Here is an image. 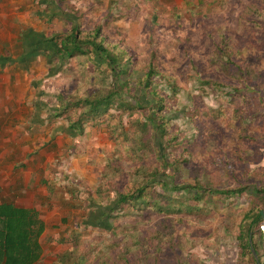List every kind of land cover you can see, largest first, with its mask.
<instances>
[{
	"label": "rangeland",
	"instance_id": "1",
	"mask_svg": "<svg viewBox=\"0 0 264 264\" xmlns=\"http://www.w3.org/2000/svg\"><path fill=\"white\" fill-rule=\"evenodd\" d=\"M102 2L82 10L64 0L55 3L72 13L73 23L78 25L73 29L79 28L82 37L100 28L112 52L119 59H128L132 70L129 85L142 76L150 62L155 66L153 87L164 98L166 108L161 114L169 145L163 151L147 127L142 135L144 144L138 146L136 124L149 117L145 109L132 114L111 110L99 123L87 127L81 138L74 137L76 143L73 139L65 142V137L58 135L63 138L53 147H43L39 177L47 173L50 188L41 186L43 191L34 188L32 193L47 199L46 212L52 214L45 225V212H37L47 231L37 239L40 254L36 264H55L64 252L70 255L69 264L77 260L79 264H238V240L244 230L241 218L254 197L251 190L264 189V37L259 34L253 41L251 27L245 24L246 10L259 2L107 0L105 7ZM36 3L25 0L31 6ZM37 23L29 20L34 29L42 27L48 34L72 30L62 21ZM224 42L237 51L230 61L243 70L244 77L231 79L220 64L211 65L217 64L214 53ZM0 44L9 45L0 49L2 54L17 52L14 41ZM64 59L51 62L57 68L54 76V71L49 75L50 67L43 59L31 64L27 73L8 72L7 96L2 97L1 105L8 107L9 120L18 122L35 116L36 110L37 120L46 126L37 132V139L50 130V124L60 128L67 124L65 116L80 113L70 109L54 118L68 103L88 98L102 87H113V76L95 68L90 58ZM229 69L235 72L231 66ZM205 81L217 87L202 85ZM133 93L137 96L136 90ZM27 105H32L33 111L27 110ZM221 113V123L209 128L208 118ZM245 116L248 123L234 125L238 117ZM10 127L0 129V137L6 138L7 131H24L17 125ZM20 152L27 155V149ZM260 156L256 164L246 163ZM143 173L156 176L157 184H146ZM168 182L244 193L225 196L213 192L203 195L198 203L187 201L198 208L191 213L177 202L195 193L175 194L162 186ZM143 184L147 185L145 199L167 192L175 196L169 209L177 211L157 215L144 207L116 208L118 195L131 194ZM14 199L0 189V202ZM26 199H31V194ZM260 247L264 260V237Z\"/></svg>",
	"mask_w": 264,
	"mask_h": 264
},
{
	"label": "trees",
	"instance_id": "2",
	"mask_svg": "<svg viewBox=\"0 0 264 264\" xmlns=\"http://www.w3.org/2000/svg\"><path fill=\"white\" fill-rule=\"evenodd\" d=\"M257 1L259 2L258 5L252 4L245 12V16L247 17L245 24H247L248 28L251 27L249 29L252 31L251 39L253 41L255 38L259 37V34L261 38L264 37V0ZM78 29L79 28L73 29L68 34L62 36L54 35L47 38L45 37L44 45H47L45 47H49L48 49H50V44L53 46L58 45L59 47L57 49L52 50L53 53L58 56L61 55L62 58L66 59H74L77 57L90 58V63L93 64L95 68L99 70L101 68L102 72L108 71V73L113 76V87H102L100 92H96L88 98L68 103L66 107L58 110L54 118H61V116L67 114L70 109L81 110L78 115L65 116L67 121L66 132H69L71 137H80L87 127H93L95 124L99 123L101 118L108 115L111 110L129 112L132 114L135 112L141 113V110L148 109L150 115L141 125L136 124L135 120L132 121V123L137 125L136 132L139 137L137 140L138 146L140 147L141 144H144L145 136L142 137V135L144 130L149 127L152 131V135L161 143V148L165 151L169 142L166 140L167 131L165 118L161 113L166 107L164 98L159 96L158 90L153 87L154 82L152 78L157 75L155 66L150 62L147 69L143 71L142 76L137 78L134 84H130L132 86L130 87L127 78L130 77L132 70L128 59H119V57L112 52V46L105 43L100 35V28L87 32L84 37H82V33ZM33 51H35V49H33ZM236 55L237 51L232 48L230 43L224 42L223 48L221 49L219 47L214 53L217 64L211 63V65L217 67L220 64L221 70L231 79L236 75L244 77L245 75L242 73L243 70H241L236 63L230 61V59ZM223 57L224 60L222 59ZM229 66L234 68L235 72L230 70ZM122 78L123 81L120 80ZM202 85L217 87L213 83L210 84L207 81L202 83ZM243 86L245 89L248 87L244 84ZM135 90L137 91V96L133 93ZM173 91L175 90L172 87L171 92ZM223 95H225V93ZM226 95L228 96L227 93ZM221 115L222 113L218 116L208 118L206 122L209 123V128L212 127V123H221L223 117H221ZM223 115L226 117L228 116L226 111ZM247 120L246 116L243 118L238 117L235 120L237 122L233 123L234 125H240L248 123ZM138 151L140 150L138 149ZM155 153L157 154L158 152L156 151ZM259 158H261V156L256 159L247 160L246 163L256 164ZM143 175H145L144 182L146 184H152L153 186L155 183L157 184L156 176L149 175L150 177H147L146 175H148V173H143ZM162 186L168 187L169 190H172L175 194L183 191L190 192V190H192L196 196L183 199L182 202H177L182 208L187 206V212L191 210V213L198 212V208L186 203L187 201L198 203L203 195L213 192L217 195L225 196H237L244 193V191L242 192L239 190L207 191L202 190L204 188L192 187L190 184L186 186H175L172 182H168L165 185L162 184ZM146 187L147 185L143 184L131 194L118 195L115 202L116 208L119 210L121 207L127 205L132 209L144 207L151 209V211H154L157 215H164L169 212L177 211L169 209L170 203H173L175 196H170L167 192H162V194H157V196L154 195L150 199H145L148 196L145 192ZM251 193L254 194V197L251 198L248 210L241 218L243 220L242 224L244 225V230L241 238L238 240V264H254L247 251L246 238L252 229L256 232L257 226L261 223L259 222L260 220L257 217V213L264 210V189L253 188ZM164 202L166 204H162ZM262 222H264V220ZM43 232L44 225L37 218L36 213L27 209H15L10 205L0 204V264H36L40 254V245L37 239ZM263 234L256 232L255 235L250 238V246L256 260H258V264H264L263 257L259 255V251L262 249L260 244L264 237ZM69 256V253L64 252L62 256L56 259L55 264L71 263L69 262ZM79 263V260L75 262V264Z\"/></svg>",
	"mask_w": 264,
	"mask_h": 264
},
{
	"label": "crops",
	"instance_id": "3",
	"mask_svg": "<svg viewBox=\"0 0 264 264\" xmlns=\"http://www.w3.org/2000/svg\"><path fill=\"white\" fill-rule=\"evenodd\" d=\"M36 1V5L31 6V4H25V0H0V42L14 41L16 43L17 49L15 55H11V53L2 54L0 52V129L3 128L11 130L10 126L17 125L18 128L21 127L20 130H24L22 133H13L11 131H7L10 134L6 138L0 137V146L4 145L0 148V177L2 178L3 176V180L0 179V189L2 193L4 192L9 196L15 197L14 201H10V203L0 202V204H7L14 207L15 209L31 210V212L36 213V215H38L37 212H45L44 217L46 225V223L49 221L48 219L50 218V215L52 214L46 212L49 210V206H47V199H42L41 197L39 198V194L33 196L34 193H32L34 192V188H36L35 190L37 192L43 191L39 188L41 186L47 190L48 187L50 188V185L46 184L48 179L47 173L42 172V177L45 178V180L43 179L42 181V177H39L41 176L40 162L42 160L41 157L43 156V147H53L56 144V140L60 141L63 137H65L63 139L65 142L66 139L69 141L73 139L74 141L72 143H76L78 138L75 139L74 137H71L69 132H66V125L57 128L55 126L56 124L49 123L50 130L48 131L47 129L48 132L45 131V134L37 139L36 136L39 132L44 131L43 127L45 126V123H41L39 120H37L39 119V113H37L35 110V116L24 120V122H18L16 120L14 121V119L9 120L8 107L6 105L5 107L2 106L1 101L2 97L4 99L7 96V85L10 79L8 72L17 71L19 73H27L31 68V64L33 65L34 62L38 63L40 59H43L45 61V65L50 67L49 75H51V72L54 71L52 74L54 76V73L57 75V68H55V66L53 67L51 62L53 60H65L61 57V55L58 56L52 51L53 49H57L59 47L58 45L53 46L50 44V49H48L49 47H45L47 45H44L45 37H51L54 36V34L46 33L45 29L42 27H40V30L34 29L29 24L30 19H32V21L35 23L41 21V23L45 24L59 23V21H62L69 25L70 29L72 30L75 26L78 27V25L75 22L73 23L72 17L70 16L72 13L63 10L60 6H57L55 3L57 0ZM64 1L66 3L72 4V6H77L78 9L82 10L84 6L96 7L95 4L102 1V5L105 7V2L107 0ZM96 9L97 8L94 10ZM33 15H35L36 18H33ZM17 27L19 29H17ZM64 32L65 34L69 33V31L66 32V29ZM3 33H6L7 37H1ZM11 33L14 34L11 35ZM7 47H9V45L6 46L0 44V49H6ZM33 49H35V51H33ZM37 106L41 108L42 105ZM26 108L27 110L33 109L32 105H27ZM35 109L38 108L35 107ZM7 132L4 133L6 134ZM86 132L87 131H85L84 134H86ZM23 134L26 135L23 137ZM58 135H62L63 137H58ZM25 149H27V155L23 156L21 155L20 151H25ZM62 169H66V166ZM72 170H74V167ZM29 194H31V199H26ZM47 195L48 194L45 193V196ZM70 207L71 205H68V208ZM37 218L39 219L38 216ZM61 219L63 218L61 217ZM39 220L44 225L43 221L41 219ZM259 222H261V220ZM46 231L47 230H44V233H46ZM253 235H255L254 229H252V236Z\"/></svg>",
	"mask_w": 264,
	"mask_h": 264
},
{
	"label": "water",
	"instance_id": "4",
	"mask_svg": "<svg viewBox=\"0 0 264 264\" xmlns=\"http://www.w3.org/2000/svg\"><path fill=\"white\" fill-rule=\"evenodd\" d=\"M264 210L262 212H258V219L261 220V222L264 220ZM252 237V231L248 233V238H246V247L247 251L249 253V256L251 260L254 262V264H258V260H256V257L251 249L250 246V238Z\"/></svg>",
	"mask_w": 264,
	"mask_h": 264
},
{
	"label": "built area",
	"instance_id": "5",
	"mask_svg": "<svg viewBox=\"0 0 264 264\" xmlns=\"http://www.w3.org/2000/svg\"><path fill=\"white\" fill-rule=\"evenodd\" d=\"M256 232L263 234L264 233V222H261L257 228H256Z\"/></svg>",
	"mask_w": 264,
	"mask_h": 264
}]
</instances>
